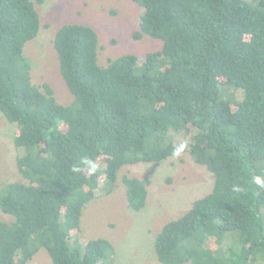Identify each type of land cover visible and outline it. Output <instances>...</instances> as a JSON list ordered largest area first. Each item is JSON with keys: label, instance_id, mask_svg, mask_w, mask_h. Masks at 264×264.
Here are the masks:
<instances>
[{"label": "trees", "instance_id": "trees-1", "mask_svg": "<svg viewBox=\"0 0 264 264\" xmlns=\"http://www.w3.org/2000/svg\"><path fill=\"white\" fill-rule=\"evenodd\" d=\"M42 1L0 0V114L16 126L23 179L0 189L13 218L0 222V264H29L42 249L52 264H108L109 240L77 238L87 205L114 190L123 167L186 154L213 188L162 227L158 260L264 264V0H133L143 10L133 38L161 47L105 66L92 26L61 25L53 47L70 105L33 81L25 56ZM85 160L96 171L74 172ZM123 183L129 207L144 209L149 181Z\"/></svg>", "mask_w": 264, "mask_h": 264}, {"label": "rangeland", "instance_id": "rangeland-1", "mask_svg": "<svg viewBox=\"0 0 264 264\" xmlns=\"http://www.w3.org/2000/svg\"><path fill=\"white\" fill-rule=\"evenodd\" d=\"M36 6L41 29L26 45L25 56L32 66L33 81L48 83L63 105H70L74 97L66 87L53 47L54 35L61 25L92 26L99 36L98 63L102 66L125 53L143 54L161 47L156 39L133 38L143 13L133 0H43ZM243 97L241 91L237 98ZM15 132L16 126L0 114V189L23 180L16 164L21 150L14 145ZM170 134H173L172 142L180 140L178 134ZM125 176L149 181L147 203L141 211L129 207L123 183ZM213 184V175L189 154L167 158L158 165H127L121 169L114 190L109 194L99 192L87 205L77 238L82 242L99 237L109 240L116 252L108 264H162L154 249L157 234L167 222L183 215L195 200L210 192ZM12 220V216L0 210V222ZM29 264H52V261L42 249Z\"/></svg>", "mask_w": 264, "mask_h": 264}, {"label": "clouds", "instance_id": "clouds-1", "mask_svg": "<svg viewBox=\"0 0 264 264\" xmlns=\"http://www.w3.org/2000/svg\"><path fill=\"white\" fill-rule=\"evenodd\" d=\"M185 147L186 145L181 144L177 149H175L173 155L178 156L184 150ZM83 163H84V168L74 167L73 171L74 172L86 171L89 175L93 174L96 171L97 166L91 160H85ZM255 183L264 186V181H261L259 177L255 179Z\"/></svg>", "mask_w": 264, "mask_h": 264}]
</instances>
